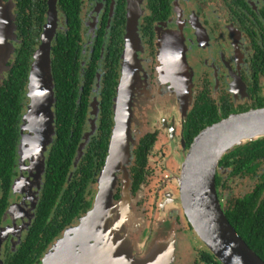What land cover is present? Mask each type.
<instances>
[{
	"label": "flooded vegetation",
	"instance_id": "obj_1",
	"mask_svg": "<svg viewBox=\"0 0 264 264\" xmlns=\"http://www.w3.org/2000/svg\"><path fill=\"white\" fill-rule=\"evenodd\" d=\"M2 1L16 30L0 84V115L14 117L18 99L21 106L17 142L0 144V264H59L64 257L45 262L64 241L84 253L83 234L74 229L95 206L118 125L127 132L115 153L108 229L93 236L109 247L88 254L113 252L112 239L104 238L116 230L115 258L129 257L128 247L146 258L165 212L175 227L187 218L171 207L177 160L208 126L264 107V0ZM51 14L56 134L43 149L22 125L34 53ZM15 67L28 69L27 80L19 83ZM156 173L163 178L152 214H140L147 208L138 196ZM238 181L250 188L233 193ZM216 188L227 217L241 221L253 213L255 224L246 229H264V137L223 155ZM42 221L60 229L51 240L52 232L36 234ZM242 238L264 259L258 239ZM196 239L193 264H217ZM176 259L177 249L173 264Z\"/></svg>",
	"mask_w": 264,
	"mask_h": 264
},
{
	"label": "water",
	"instance_id": "obj_2",
	"mask_svg": "<svg viewBox=\"0 0 264 264\" xmlns=\"http://www.w3.org/2000/svg\"><path fill=\"white\" fill-rule=\"evenodd\" d=\"M16 23L8 13L3 1L0 0V84L5 72L10 69L7 65L14 49ZM56 32L54 14L44 26L41 42L34 53L29 74L28 95L31 100L28 112L23 118L22 132L26 129L36 142H40L43 149L49 146L55 137L56 115L53 111L55 97V83L52 66V40ZM120 116L124 112L118 110ZM118 125L111 140L112 152L100 178V190L94 208L74 229L76 234H83L84 253L76 250V246L67 241L56 248L54 254L45 263H56L61 257L65 259L59 264H173L176 258L177 236L175 224L167 219L161 221L160 231L156 242L146 258L140 259L131 254H123L115 258L118 232L114 236H105V240L112 239L113 252L93 255L88 254L93 248H107V244H100L93 236L97 230L105 235L108 227L106 219L109 216V206L112 203L114 185L116 181L114 164L116 150L121 146L127 131ZM24 134V133H23ZM264 137V107L252 108L248 111L234 113L202 130L195 138L192 146L183 154L181 172L174 180L180 189V203L184 213L198 237L218 257L223 264H264V259L249 246L229 221L217 194L216 172L221 158L229 150L249 141ZM44 153V150H42ZM128 193L124 201H128ZM165 209L167 205L164 206ZM105 215L104 221L101 219ZM102 223V224H100ZM100 225V226H99ZM96 240V243L93 240ZM116 242V243H115ZM132 245V243L129 241ZM65 252L67 255H65ZM77 252V253H76Z\"/></svg>",
	"mask_w": 264,
	"mask_h": 264
},
{
	"label": "rangeland",
	"instance_id": "obj_3",
	"mask_svg": "<svg viewBox=\"0 0 264 264\" xmlns=\"http://www.w3.org/2000/svg\"><path fill=\"white\" fill-rule=\"evenodd\" d=\"M183 160V155L182 157H180L177 162L180 166V169H181V162ZM157 174V173H156ZM180 174V173H179ZM161 178H163V175L161 174H157L155 175L154 177H151L149 182L147 183L146 185V189L145 191L141 192L138 196V200H141L140 202H146L144 207L147 208V209H140L139 210V213L140 214H143V215H146L147 212H149V214H152V208L154 207V200H155V191L157 189V187L159 186L160 184V180ZM232 185V188H233V193H239L241 190L243 191H247L249 188H250V185L251 184H244L242 181H238V182H235ZM247 185V186H246ZM173 186H175L178 190L179 189V186L177 184V181H173ZM177 190V196L175 197V201L172 203L173 205L171 207H173V209L175 210H178V214H184V211L182 210V206H181V203H180V193L178 192ZM179 193V194H178ZM170 210H168L167 212H169ZM167 212H165L163 214V218H166L168 221L167 223H169L170 221L172 223L175 222V220L171 219V217L167 216ZM157 220L155 219V222ZM188 220L187 218L185 219H180V221L177 223L178 227H175V231H176V236H177V263L179 264H193L194 263V258H195V255L198 253V250L195 249V247H197V244L195 242L196 237L201 240L198 235L195 233H191L189 231V226L187 223ZM161 227V225H160ZM160 227H159V231H160ZM158 235V233L156 234V236ZM156 236L154 238V241L153 243L156 242ZM202 241V240H201ZM153 247V246H152Z\"/></svg>",
	"mask_w": 264,
	"mask_h": 264
},
{
	"label": "trees",
	"instance_id": "obj_4",
	"mask_svg": "<svg viewBox=\"0 0 264 264\" xmlns=\"http://www.w3.org/2000/svg\"><path fill=\"white\" fill-rule=\"evenodd\" d=\"M14 71L17 73V79L19 80V83L21 80H23V78L27 80V76L29 73L28 69L15 67ZM20 96H21L20 92H18L17 98H19ZM16 106L17 107L15 110V116L14 117L11 115L1 117V115H0V144L4 143V144H10L11 146H13L17 142L16 141L17 137H18L17 127H18V122L20 120L19 111H20V106H21L19 99L16 102ZM81 206H83V205H81ZM249 215L250 216H244V220H241V221H238L232 217H228V218H229L230 222L233 224V226L236 228L238 233L241 234L242 236H244V238L248 239L249 241L258 239V241L262 245V247L261 246H259V247H260V249H262V252L264 253V229L260 230V229L256 228L253 231L246 229L248 225L255 224V219H254L255 215L253 213H250ZM238 222H240V224ZM35 229H36V234L38 232L40 233L39 237H40V235H44V234H47L49 232H52L53 235L50 238V240L52 238H54L60 231V229L51 231V229H50V227L46 221H42V222L38 223L35 226ZM252 246L251 247L256 251L257 246L254 243H252ZM203 264H206V263L203 262ZM217 264H222V263L220 261H217Z\"/></svg>",
	"mask_w": 264,
	"mask_h": 264
},
{
	"label": "bare ground",
	"instance_id": "obj_5",
	"mask_svg": "<svg viewBox=\"0 0 264 264\" xmlns=\"http://www.w3.org/2000/svg\"><path fill=\"white\" fill-rule=\"evenodd\" d=\"M25 144H26V140H25ZM162 262H163V260L161 261V263H162ZM161 263H160V264H161Z\"/></svg>",
	"mask_w": 264,
	"mask_h": 264
}]
</instances>
